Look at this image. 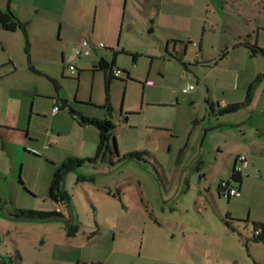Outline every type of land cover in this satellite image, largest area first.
Returning <instances> with one entry per match:
<instances>
[{"label": "rangeland", "instance_id": "rangeland-1", "mask_svg": "<svg viewBox=\"0 0 264 264\" xmlns=\"http://www.w3.org/2000/svg\"><path fill=\"white\" fill-rule=\"evenodd\" d=\"M217 2L215 0L207 6L208 21L203 36L200 27L173 26L167 17L155 31L150 32L148 27L141 33L134 28L127 32L128 45L136 48L140 54L135 62L124 53L117 55L113 67L129 68L131 76L111 79L107 92L113 106L111 120L115 126L113 134L117 154L108 157L106 162L97 161L91 166L85 164L68 172L62 182V189L69 196L66 204L48 199L44 195L47 185L41 179V188H37L35 196L19 190V167L15 176L11 177L13 188L3 187L0 183V264H140L138 253H143L153 244L157 233L163 236L162 245L165 248L180 246L182 242L178 232L176 238L171 240L168 238V227L158 229L151 223L145 195H149L156 212L161 206L159 199L174 196L177 207L173 214L184 221L187 235L189 238L193 236L195 249L198 250L192 254L193 261L215 263L214 252L219 246H214L212 240L217 236L215 225L224 226V215L218 216L213 211L229 209L233 215L243 214L248 205L254 208L264 203V178L250 175L264 176V156L259 161V172L254 157H248L247 174L243 172L241 175L245 189L242 200L217 194V183L229 178L233 144L239 138L240 125L222 124L220 128H207L219 123H236L247 115L244 106L223 115L218 114V110L226 104L244 102L245 90H240L242 83L244 85V72H264V56L251 55L250 49L243 45L233 47L235 38L227 41L223 38L211 13L219 7L221 10L218 11L224 17H229L231 12L245 16L248 11L261 26L264 24V0H228L224 6ZM261 30L262 27L257 42L256 33L249 42L264 49V31ZM65 43L64 47L68 44ZM173 46L176 50H173ZM173 51L178 53L177 59L171 56ZM223 51L226 54L221 56ZM99 52L104 54L108 64L112 62V49L101 48ZM73 57L71 48V52L65 54V60L73 62L80 70L79 93L85 97L92 91L95 101L102 104L106 96L103 72L97 68L93 75L90 70L82 68L78 60H72ZM82 59L91 67V58L83 56ZM133 62L135 68H132ZM65 73L67 75L68 70ZM260 76L261 80L255 83L252 94L256 98H259L258 90L264 89V73H260ZM65 77L66 80L61 81L60 91L70 99L77 86L70 78L72 76ZM187 85H192L193 90L182 92ZM136 103L141 107L136 111L140 114L123 112L128 105L134 106ZM101 104L88 107L103 113ZM120 111L123 113L119 114ZM124 118L128 119V123H124ZM252 119L264 125V114L256 112ZM196 125L202 129L201 135H205L206 129L204 162H193L188 149L179 158L180 167H177L175 154L168 152L166 145L170 142L173 148L181 149L190 131L194 136L192 143L195 144V132L199 130ZM170 127H174L172 132H165ZM216 145L223 150L218 151ZM67 148L71 152H79L75 141ZM133 151L145 152L144 159L123 158ZM75 158L82 159L79 156ZM78 176L84 178L77 179ZM25 179L28 181L30 178ZM160 179L162 182L168 179L167 193L163 186L157 192L155 184ZM196 198H213L215 202L211 206L214 210L207 203L205 209L197 210L194 205ZM15 207L59 211L63 217L16 219L11 216ZM248 228L251 229L250 226ZM70 230L74 231L73 235L69 234ZM204 251L206 254L202 255ZM209 255L211 259H208Z\"/></svg>", "mask_w": 264, "mask_h": 264}, {"label": "crops", "instance_id": "crops-1", "mask_svg": "<svg viewBox=\"0 0 264 264\" xmlns=\"http://www.w3.org/2000/svg\"><path fill=\"white\" fill-rule=\"evenodd\" d=\"M227 1L218 0L217 3L224 6L223 4L227 5ZM213 2L215 0H0V11L8 9L19 21L25 23L28 41L25 50L26 41L20 29L9 31L0 27V183L3 187L13 188L11 177L15 176L19 167L17 177L18 183L21 181L19 190L24 191L26 188L30 191H26L28 195L35 196L37 188L39 186L41 188L40 179L48 187L54 167L66 157L88 158L95 154L98 130L91 125H79L72 113L79 112L88 117L102 119L106 115L103 107L106 105V96L101 104L95 101L92 91L85 97L79 93L80 70L73 62L65 60V54L68 55L71 48L74 54L72 60H78L82 68L90 70L93 75L98 68L103 72L105 82L104 70H108V63L99 49H112L114 64H116L115 58L120 53L134 54V59L129 56L135 62L140 51L128 45L127 32L134 28L141 33L148 27L150 32L155 31L162 26L164 17H167L173 26L190 25L192 29L198 26L202 29L203 36L206 32L205 23L208 21L207 6ZM218 10H221V7L214 8V12L211 13L215 16L213 22L220 27V34L226 41L235 38V41H232L233 47L250 43L254 33L257 42L260 28L262 27L261 31H264V24L259 26L257 18L248 11L245 16L231 12L229 17H224ZM166 38L167 41L168 37ZM83 41L88 43L87 47H81ZM65 42L68 43L67 49L63 46ZM100 43L102 46L99 45ZM76 48H81L79 55L75 53ZM173 50H176L175 46ZM175 54L177 55V52L173 51V55ZM83 56L91 58L89 61L91 67L86 65L87 62L82 61ZM134 62L132 68H135ZM103 64H106L105 68ZM68 65H73L78 72H71ZM65 70H68L67 75L72 76L70 78L77 86L70 99L60 91L61 81L66 80L65 76H67ZM122 70H126L131 76L129 68ZM260 73L264 72H244L246 83L244 80L240 90L243 88L246 92L247 85L255 77L260 76ZM258 93L259 98L252 95L250 102L244 106L247 115L236 123H221V125H240L239 138L235 139L233 144L229 178L235 158L239 154H243L247 160V165L241 170L240 175L243 172L247 174L248 157H254L256 169L260 171L259 161L264 156V125L259 120L254 121L252 116L256 112L259 115L264 114V89L258 90ZM224 103L226 104L225 101ZM96 104L102 105L103 113L90 110L92 108H89V105ZM56 105L59 106V110L52 113V107ZM110 107L112 117L111 102ZM138 108L141 107L137 103L134 106L128 105L123 112L134 113ZM120 112L119 114L123 113ZM136 114L140 113L136 112ZM127 118H124V123H128ZM213 127L215 126L211 125L207 128ZM196 128L199 130L195 132L197 133L195 144L192 143L194 136L190 131L181 149L173 148L170 142L166 145L168 152H174L177 167H180L179 158L185 155L188 149L191 151L193 162L194 160L200 164L204 162L202 156L206 129L205 135H201L202 129L197 125ZM173 129L174 127H170L165 129V132L170 133ZM198 139H200L199 144H197ZM73 141L78 145V153L76 151L73 153L67 148L72 146ZM216 148L218 151L223 150L220 145H216ZM160 166L162 168L161 164ZM157 175L159 176L158 173ZM250 175L264 178L260 174ZM25 177L30 179L26 181ZM242 179L241 176L240 184L234 183L240 192L239 196L234 197H239V200L245 195ZM168 183V179H164L163 182L161 179L157 180L155 184L157 192L163 186L167 193ZM219 183L220 181L217 183L216 192L218 195H223ZM145 196L147 214L151 223L158 229L168 227V230L170 229L168 238L171 240L176 238L178 232L182 244L174 248H165L162 245L163 236L157 233L152 240L153 244H150L143 253H138V257L141 258L140 264H201L193 261L192 254L198 251L195 249L193 236L188 237L186 224L173 214V210L177 207L175 197L159 199L161 206L159 212H156L149 195ZM214 202L213 198L194 199L197 210L205 209L206 203L211 206ZM213 212L218 216L222 214L233 216L231 218L247 219L249 222L264 223V203L254 208L248 205L247 211L243 214L233 215L229 209H215ZM249 226L250 224L246 225L245 229L238 228V234L230 232L225 225L216 224L217 236L213 237L212 244L219 248L214 252L215 263L209 264H264V243L253 240ZM203 234L206 235L204 232ZM205 254L204 251L202 255ZM208 259H211L210 255Z\"/></svg>", "mask_w": 264, "mask_h": 264}, {"label": "trees", "instance_id": "trees-1", "mask_svg": "<svg viewBox=\"0 0 264 264\" xmlns=\"http://www.w3.org/2000/svg\"><path fill=\"white\" fill-rule=\"evenodd\" d=\"M0 27L3 29L9 30V31L15 30L16 28L20 29L24 35V38L26 41L25 50H27L28 41H27V32H26L25 23L19 21L8 9L5 11H0ZM178 42H182V41H178ZM242 45L250 49L251 55L254 56L256 54H260L264 56L263 48L257 47L255 44H250V43H244ZM225 53L226 51H223L221 56H224ZM128 55H130L134 59V56H135L134 54H128ZM173 57L174 58L176 57L177 59L178 53L177 55L176 54L173 55ZM113 65H114V61L108 64V70H104L106 74L105 76L106 105H103V107L106 110L105 117H103L102 119H98V118L82 115L79 112L72 113V115H74L79 125H91L98 130V142L96 145L95 154L92 157L82 158V159H77L75 157H66L61 163H59L58 165L54 167L45 196L55 203L66 204L69 201L68 194L64 191V189H62V182L64 180L65 175L68 172L77 170L85 164H93L96 161L106 162L108 157L115 155V153L117 154V147H116L115 137L113 134V130L115 126L111 120L112 109L110 107L109 96L107 93L111 79L118 78L112 75L111 71L112 69H115ZM120 70L122 71V74L126 75L127 78H129L128 72L126 70L125 71L122 69ZM74 71L78 72V70H76L75 68H74ZM260 78L261 76H257L254 80H252L248 84L246 88V92H245L244 102L227 104L218 110V114L223 115L226 113L235 112L239 107H243L247 105L251 100L253 90L255 87V83L258 82ZM50 79L54 83V85L57 86L55 82L53 81V79L52 78ZM74 79H76V77ZM220 125L217 124V126H215L214 128H217ZM145 154L146 153L143 151H133V152L127 153L125 156H123V158L124 159L128 158V159L136 160V161H142L144 159L143 156ZM109 162L114 163L111 160H109ZM83 178L84 177L82 176L77 177V179H83ZM230 179L234 183L237 182L240 184L241 182L240 172L235 173L232 170L230 174ZM19 183H21V181H19ZM24 190L27 192H30L26 188H24ZM230 197H234V196H230ZM11 216L16 219L20 218V219H27V220H48L52 218H62L63 217V215L59 211H41V210L36 211V210L22 209V208L15 209L14 212L11 214ZM223 220H224V225L227 228H229L232 232H237L238 234H239L238 228H240V226L242 227V229H245L246 225L248 226V224H250L253 240L264 243V223L249 222L247 219L231 218L229 216H224ZM233 222L237 226H234ZM76 230H77V226L74 227V231ZM256 230H258L257 234H256ZM74 231L71 232L70 230L69 234L73 235ZM94 264H105V263L96 262Z\"/></svg>", "mask_w": 264, "mask_h": 264}, {"label": "built area", "instance_id": "built-area-1", "mask_svg": "<svg viewBox=\"0 0 264 264\" xmlns=\"http://www.w3.org/2000/svg\"><path fill=\"white\" fill-rule=\"evenodd\" d=\"M102 46V43L99 44ZM88 43L86 41L82 42L81 47H87ZM76 55H79L81 53V48H76L75 49ZM68 68L71 70V72H74V67L73 65H68ZM112 75L119 77L122 74V71L118 68L112 69ZM192 85H187L186 87L183 88L182 92H189L192 90ZM59 110L58 106H53L52 107V113H56ZM247 165V160L246 157L243 154H239L235 158V162L233 165V172L239 173L241 170ZM219 187L222 190V193L224 196L230 197V196H239L240 192L238 187L234 184V182L229 178L227 180H221L219 183ZM258 233V230H256V234Z\"/></svg>", "mask_w": 264, "mask_h": 264}, {"label": "water", "instance_id": "water-1", "mask_svg": "<svg viewBox=\"0 0 264 264\" xmlns=\"http://www.w3.org/2000/svg\"><path fill=\"white\" fill-rule=\"evenodd\" d=\"M149 31H151V30H149ZM102 66L105 68L106 67V64H103Z\"/></svg>", "mask_w": 264, "mask_h": 264}]
</instances>
